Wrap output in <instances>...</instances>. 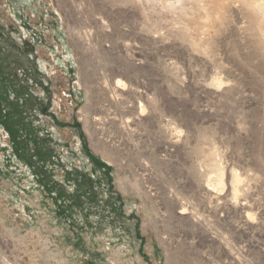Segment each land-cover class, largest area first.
Returning <instances> with one entry per match:
<instances>
[{
    "label": "rangeland",
    "instance_id": "rangeland-1",
    "mask_svg": "<svg viewBox=\"0 0 264 264\" xmlns=\"http://www.w3.org/2000/svg\"><path fill=\"white\" fill-rule=\"evenodd\" d=\"M171 1L0 0V264H264V0Z\"/></svg>",
    "mask_w": 264,
    "mask_h": 264
},
{
    "label": "bare ground",
    "instance_id": "bare-ground-1",
    "mask_svg": "<svg viewBox=\"0 0 264 264\" xmlns=\"http://www.w3.org/2000/svg\"><path fill=\"white\" fill-rule=\"evenodd\" d=\"M171 1V0H170ZM181 1V0H180ZM211 1V0H210ZM216 1V0H215ZM214 1V2H215ZM219 1V0H218ZM172 2V1H171ZM174 2V1H173ZM213 2V1H212ZM222 2V1H221ZM188 3V2H187ZM210 3V2H209ZM208 3V4H209ZM218 3H220V2H218ZM177 4V3H176ZM205 4V3H204ZM216 4V3H215ZM222 4V3H221ZM207 5V4H206ZM211 5H212V3H211ZM205 6V5H204ZM203 6V7H204ZM210 6V5H209ZM213 6V5H212ZM217 6H218V4H217ZM164 7V6H163ZM214 9H216L215 8V6L213 7ZM179 11H180V13H182V12H186L185 10V8L183 7V6H179V8H177ZM203 10H204V8H202ZM213 9V10H214ZM220 10H221V8H220ZM211 17V18H210ZM213 17L210 15V14H207L206 15V20H210V19H212ZM225 23V22H224ZM197 27V26H196ZM187 29V28H186ZM189 31H190V29H189ZM193 35V34H192ZM218 35V34H217ZM222 82V81H221ZM117 84V83H116ZM121 85L119 84L118 85V87H120ZM117 87V86H116ZM100 89V88H99ZM102 92V91H101ZM224 93V92H223ZM166 152V151H165ZM240 181H241V179L239 178V177H236V178H234V180H233V185H232V187H233V190L234 191H237V193L239 192V183H240ZM240 205H242V207L240 206ZM240 205H238L239 207H241V210H243L244 212H246L247 213V210L248 209H250L251 208V206L249 205V204H240ZM179 207V206H178ZM179 211V210H178ZM248 215L250 214L249 212L247 213ZM189 214L187 213V211L186 210H184V209H181V211H179L178 212V218L180 219V220H184V219H187V216H188ZM248 218V217H247ZM249 219V218H248ZM254 251H255V249H253L252 250V252L254 253ZM251 252V251H250ZM262 252V251H261ZM264 252V251H263ZM260 260H262V259H260Z\"/></svg>",
    "mask_w": 264,
    "mask_h": 264
},
{
    "label": "built area",
    "instance_id": "built-area-1",
    "mask_svg": "<svg viewBox=\"0 0 264 264\" xmlns=\"http://www.w3.org/2000/svg\"><path fill=\"white\" fill-rule=\"evenodd\" d=\"M121 95H122V96H127L126 93H121ZM127 97H128V96H127ZM127 123H129V121H128Z\"/></svg>",
    "mask_w": 264,
    "mask_h": 264
}]
</instances>
